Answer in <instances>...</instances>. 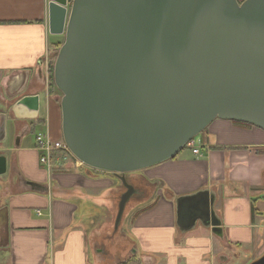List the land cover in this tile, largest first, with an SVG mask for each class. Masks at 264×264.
<instances>
[{
  "label": "crops",
  "instance_id": "1",
  "mask_svg": "<svg viewBox=\"0 0 264 264\" xmlns=\"http://www.w3.org/2000/svg\"><path fill=\"white\" fill-rule=\"evenodd\" d=\"M47 5L48 0H0V264H253L261 259V129L217 119L205 139L196 140L198 155L185 148L190 152L126 174L136 194L117 234L112 227L123 188L113 175L72 161L50 169L40 163L36 135L52 142L62 138L60 92L50 91L49 66L64 36L49 33ZM24 97H37L36 106L23 105ZM201 190L215 197L220 234L199 223L186 233L177 229L176 199Z\"/></svg>",
  "mask_w": 264,
  "mask_h": 264
},
{
  "label": "water",
  "instance_id": "2",
  "mask_svg": "<svg viewBox=\"0 0 264 264\" xmlns=\"http://www.w3.org/2000/svg\"><path fill=\"white\" fill-rule=\"evenodd\" d=\"M61 136L83 166L126 181L173 159L219 119L264 131V0H48ZM37 97H24L23 105ZM32 108V107H31ZM32 109H35L32 108ZM2 171H0L1 173ZM208 190L176 199L181 233L221 223ZM253 264H264V255Z\"/></svg>",
  "mask_w": 264,
  "mask_h": 264
},
{
  "label": "built area",
  "instance_id": "3",
  "mask_svg": "<svg viewBox=\"0 0 264 264\" xmlns=\"http://www.w3.org/2000/svg\"><path fill=\"white\" fill-rule=\"evenodd\" d=\"M195 139L190 140L185 148L191 150L192 154L198 155L197 144H195ZM36 150L40 153V163L45 165L48 169L51 168V157L56 159L59 163L65 161L68 157L75 160L76 163H79L67 150L65 144L62 140L57 142H52V140L47 136L40 134L36 138ZM57 152H63L64 155L54 156Z\"/></svg>",
  "mask_w": 264,
  "mask_h": 264
},
{
  "label": "rangeland",
  "instance_id": "4",
  "mask_svg": "<svg viewBox=\"0 0 264 264\" xmlns=\"http://www.w3.org/2000/svg\"><path fill=\"white\" fill-rule=\"evenodd\" d=\"M49 87H50V91L51 92H55L56 94H57V90H56V88L55 87H53V85H51V83H50V85H49ZM59 93V92H58ZM60 98H61V95L59 94V100H60ZM239 125V124H238ZM239 126H242V125H239ZM205 133V132H204ZM40 134H42V133H39V134H37V135H40ZM36 135V136H37ZM200 136L201 135H199L198 137H195L194 139H195V141L196 140H198V138H200ZM203 136H205V134H203ZM61 140H62V138H61ZM63 142V141H62ZM185 151V153H188V152H190V151H188V150H185V148L184 149H182L180 152H184ZM188 151V152H187ZM39 153V152H38ZM40 154V153H39ZM65 161H68L67 163H69V162H73L74 163V165H79V166H83L81 163H76L75 162V160L74 159H72V158H70V157H68ZM56 166V167H55ZM53 167H55V168H61L60 167V163L56 160V159H54L53 158Z\"/></svg>",
  "mask_w": 264,
  "mask_h": 264
},
{
  "label": "trees",
  "instance_id": "5",
  "mask_svg": "<svg viewBox=\"0 0 264 264\" xmlns=\"http://www.w3.org/2000/svg\"><path fill=\"white\" fill-rule=\"evenodd\" d=\"M52 70H53V63L49 66V71H50V83H51V85H53V87H55L54 84H53V78L51 76L52 75ZM233 123L250 127V125H248V124H243V123H238V122H233ZM204 132L201 134L202 140L205 139L204 136H203Z\"/></svg>",
  "mask_w": 264,
  "mask_h": 264
},
{
  "label": "bare ground",
  "instance_id": "6",
  "mask_svg": "<svg viewBox=\"0 0 264 264\" xmlns=\"http://www.w3.org/2000/svg\"><path fill=\"white\" fill-rule=\"evenodd\" d=\"M57 55V54H56ZM56 58V57H55ZM54 61H55V59H54ZM54 61H53V65H54ZM52 78H53V70H52ZM38 136V135H37ZM37 136H36V138H37ZM36 138H35V141H36ZM62 141H63V139H62ZM63 143H64V141H63ZM38 152V151H37ZM52 165H53V157H51V167H52ZM116 213V210H115V212H114V214ZM39 214V213H38ZM114 218H115V215H114ZM123 220H124V215H123V217H122V222H123ZM121 222V223H122ZM119 232V231H118ZM117 232V233H118ZM117 233H115V234H117Z\"/></svg>",
  "mask_w": 264,
  "mask_h": 264
},
{
  "label": "flooded vegetation",
  "instance_id": "7",
  "mask_svg": "<svg viewBox=\"0 0 264 264\" xmlns=\"http://www.w3.org/2000/svg\"><path fill=\"white\" fill-rule=\"evenodd\" d=\"M49 74H50V72H49Z\"/></svg>",
  "mask_w": 264,
  "mask_h": 264
}]
</instances>
